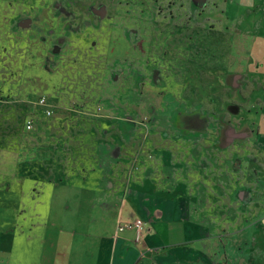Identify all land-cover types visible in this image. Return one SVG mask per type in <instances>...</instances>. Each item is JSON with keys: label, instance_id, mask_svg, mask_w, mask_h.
Instances as JSON below:
<instances>
[{"label": "rangeland", "instance_id": "obj_1", "mask_svg": "<svg viewBox=\"0 0 264 264\" xmlns=\"http://www.w3.org/2000/svg\"><path fill=\"white\" fill-rule=\"evenodd\" d=\"M214 1L0 0V174L23 173L10 159L26 146L64 174L115 159L185 198L223 244L255 224L261 85Z\"/></svg>", "mask_w": 264, "mask_h": 264}, {"label": "crops", "instance_id": "obj_2", "mask_svg": "<svg viewBox=\"0 0 264 264\" xmlns=\"http://www.w3.org/2000/svg\"><path fill=\"white\" fill-rule=\"evenodd\" d=\"M214 2L238 31L233 52L245 55L248 75L261 85L264 135V0ZM45 154L37 161L26 146L24 157L10 159L23 173L0 174V264H264V215L236 225L223 244L185 198L114 167L125 165L120 160H100L103 169L96 158V171L64 174L61 161L51 170ZM135 218L144 220L140 231L119 230Z\"/></svg>", "mask_w": 264, "mask_h": 264}, {"label": "built area", "instance_id": "obj_3", "mask_svg": "<svg viewBox=\"0 0 264 264\" xmlns=\"http://www.w3.org/2000/svg\"><path fill=\"white\" fill-rule=\"evenodd\" d=\"M38 103H39L40 106L45 107V112H46L47 115H51L52 111H51V109L47 108L48 105H47V99H46L45 96H43L39 100ZM34 123H35V120L33 118H29L26 121V124H25L26 129L27 130H31L34 127ZM143 225H144V220L143 219L135 218L133 220L121 222L119 224V230L123 231V230H126V229H137L138 231H140L142 229Z\"/></svg>", "mask_w": 264, "mask_h": 264}]
</instances>
